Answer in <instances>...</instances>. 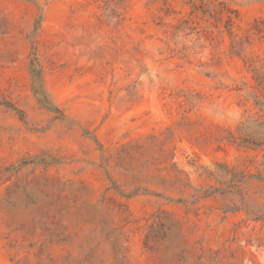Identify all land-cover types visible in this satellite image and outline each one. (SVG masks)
Instances as JSON below:
<instances>
[{
    "label": "rangeland",
    "instance_id": "rangeland-1",
    "mask_svg": "<svg viewBox=\"0 0 264 264\" xmlns=\"http://www.w3.org/2000/svg\"><path fill=\"white\" fill-rule=\"evenodd\" d=\"M0 264H264V0H0Z\"/></svg>",
    "mask_w": 264,
    "mask_h": 264
}]
</instances>
